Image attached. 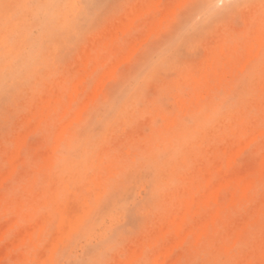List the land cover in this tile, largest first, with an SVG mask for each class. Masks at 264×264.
Segmentation results:
<instances>
[{
    "label": "rangeland",
    "instance_id": "374dc122",
    "mask_svg": "<svg viewBox=\"0 0 264 264\" xmlns=\"http://www.w3.org/2000/svg\"><path fill=\"white\" fill-rule=\"evenodd\" d=\"M42 4L0 0V264H264V0Z\"/></svg>",
    "mask_w": 264,
    "mask_h": 264
},
{
    "label": "bare ground",
    "instance_id": "6f19581e",
    "mask_svg": "<svg viewBox=\"0 0 264 264\" xmlns=\"http://www.w3.org/2000/svg\"><path fill=\"white\" fill-rule=\"evenodd\" d=\"M212 1H214V0H212ZM222 0H220V2H221ZM71 2V1H70ZM157 4V3H156ZM212 5H215V4H213L212 3ZM66 6V5H65ZM178 6H180V5H178ZM261 8V7H260ZM72 10V9H71ZM175 10V9H174ZM136 18H133V21L135 20ZM160 19V18H159ZM146 20V19H145ZM145 22H148L149 23V21H145ZM145 22H142V23H145ZM161 22H162V19H161ZM133 23V22H132ZM132 23H131V25H132ZM124 24V23H123ZM157 24V23H156ZM128 27H129V24H128ZM122 30H123V26H122V28H121ZM120 29V30H121ZM115 35H116V33H115ZM119 35V34H118ZM148 36H150V34L148 35ZM114 38V37H113ZM146 40H147V37L145 38ZM143 43V41L141 42V44ZM129 45V44H128ZM135 46V45H134ZM121 47V46H120ZM124 47V46H123ZM133 48V47H132ZM135 49H136V47H135ZM138 49V48H137ZM128 50H130V49H128ZM135 52H136V50H135ZM134 52V53H135ZM86 53H87V51H86ZM59 55V54H58ZM57 55V56H58ZM125 56V55H124ZM127 57V56H126ZM129 57H131V54H130V56ZM128 57V58H129ZM121 60V59H120ZM81 61H84L85 62V60H81ZM123 61V60H122ZM121 61V62H122ZM126 61V59L124 60V62ZM121 62H119L118 63V60H117V63L120 65L121 64ZM86 63V62H85ZM81 64V63H80ZM87 64V63H86ZM115 64V63H114ZM113 64V65H114ZM118 64H116V65H118ZM79 65V64H78ZM118 65V66H119ZM117 66V67H118ZM108 69H110V68H108ZM113 69V67L110 69V70H108V72L110 73L111 71H113L112 70ZM115 69H116V67H115ZM114 69V70H115ZM243 69V68H242ZM107 70V69H106ZM241 70V69H240ZM71 71H74V70H71ZM105 72H107V71H105ZM114 72H112L111 73V75L113 74ZM106 75H108V73H106ZM105 74L103 75V76H106ZM110 75V74H109ZM102 76V78H105V77H103ZM84 79H82V78H80L81 80H85V77H83ZM101 80V81H100ZM100 83H102V79L100 78ZM79 82V81H78ZM82 83V81H80V84ZM99 82H98V85H102V84H100ZM106 82H104V84H105ZM77 84V86L76 87H78V83H76ZM98 85H95L96 87H98ZM103 86V85H102ZM76 87H75V89H76ZM100 88V87H99ZM78 89V88H77ZM76 89V90H77ZM102 89V88H101ZM100 89V90H101ZM51 90V89H50ZM94 90V89H93ZM52 91V90H51ZM95 91V90H94ZM96 92V91H95ZM49 93V92H48ZM97 93V92H96ZM53 94V93H52ZM98 94V93H97ZM70 95V94H69ZM90 96H91V94H89ZM54 96V95H53ZM72 96V95H71ZM89 97V96H88ZM90 98V97H89ZM57 99V98H56ZM55 100V99H54ZM88 100V99H87ZM48 101H49V99H48ZM86 102V101H85ZM85 104H88V102H86ZM85 107H86V105H85ZM83 109V108H82ZM31 110V109H30ZM34 110V109H33ZM37 110V109H36ZM84 110V109H83ZM82 110V111H83ZM79 116H81V112H80V114H78ZM33 116V115H32ZM63 116V115H62ZM36 118V117H35ZM35 118H33V119H35ZM28 119V118H27ZM32 119V118H31ZM23 120V119H22ZM30 120V119H29ZM71 123H72V121H71ZM64 124H66V123H64ZM69 124V123H68ZM67 125V124H66ZM66 128V127H65ZM60 129V128H59ZM66 130V129H65ZM32 131V130H31ZM26 133L27 132H25V135L23 134V139L26 141L27 140V136L29 135V134H27V136H26ZM61 134H62V132H61ZM19 135V134H18ZM60 135V134H59ZM59 135H57V136H59ZM16 136V135H15ZM20 136V135H19ZM26 138H25V137ZM33 138V137H32ZM31 138V139H32ZM23 139H18V143L16 142V145L17 146H19V147H17L18 148V153L17 154H15V158L14 157H12L13 159L11 160V162L12 161H15V159H18L20 156H21V153H20V150H21V145L19 144V143H21V142H23ZM11 140V139H10ZM21 141V142H20ZM49 141V140H48ZM247 141V140H246ZM52 142V141H51ZM57 143L56 144H58L59 142L58 141H56ZM248 143V142H247ZM244 144V143H243ZM249 144V143H248ZM247 144V145H248ZM36 146V145H35ZM243 146V145H242ZM244 146H245V144H244ZM243 146V147H244ZM16 148V149H17ZM57 148V145H56V147H55V149ZM245 148V147H244ZM244 148L243 149H241L242 151L244 150ZM241 150H239L240 152H241ZM15 151H17V150H15ZM55 150H53V152H54ZM235 151V150H234ZM14 152V151H13ZM16 153V152H15ZM234 154V153H233ZM261 154V153H260ZM239 155H240V153H239ZM10 157V156H9ZM51 157V156H50ZM236 157V156H235ZM234 157V158H235ZM234 158H232L233 160H235ZM231 159V160H232ZM260 159V161H261V158H259ZM258 160V159H257ZM259 161V160H258ZM16 167V165H13V167ZM13 169H15V168H13ZM263 171H264V169H263ZM7 172V171H6ZM6 174V173H5ZM6 175H8V174H6ZM6 175H5V177L4 178H7V177H10L11 175H9V176H7L6 177ZM2 176H4V175H2ZM57 176V175H56ZM228 176V175H227ZM242 177H243V175H242ZM3 178V177H2ZM1 177H0V182L2 183L3 181L2 180H6V179H2ZM73 178H75V176L73 177ZM182 178V177H181ZM2 179V180H1ZM245 181V180H244ZM1 183H0V185H1ZM234 183H231V182H227V181H225L221 186H218L215 190H212L209 194H208V196H207V198H206V200L204 199L203 201H201L202 203H204V204H212V203H214V204H216V205H219L220 204V196H221V193H223L225 190H227V189H229V188H232V187H236V186H239V187H241L242 186V184L241 183H236L235 185H233ZM248 184V183H247ZM247 184H245V188H243V190H247V188H246V185ZM67 186H68V184H66ZM52 187H54V186H52ZM154 187V186H153ZM244 187V186H243ZM237 188V187H236ZM206 189H208V188H206ZM205 189V190H206ZM206 192V191H205ZM202 195V194H201ZM71 197H72V194H71ZM70 197V198H71ZM71 200V199H70ZM195 200L194 199H192L191 200V202L193 203ZM68 205H71V202H69V204ZM67 205V206H68ZM73 208V209H72ZM71 209L73 210V212L75 213V206H73L72 205V207H71ZM76 212H77V210H76ZM74 220V219H73ZM76 220V219H75ZM174 220V219H173ZM74 222V221H73ZM39 223H40V221H39ZM78 224H79V222H78ZM77 224V225H78ZM6 225V224H5ZM5 225L3 226V228L5 227ZM27 229H29V228H27ZM208 229V223H206L203 227H202V232H205L206 230ZM72 231V230H71ZM71 231H70V233H71ZM23 232H24V230H23ZM177 232H179V230L177 231ZM25 233V232H24ZM201 235V234H200ZM186 238H187V235H184V236H182L180 233H179V242L182 244V243H184L185 241H186ZM55 239V238H54ZM15 242V241H14ZM178 242V243H179ZM16 243V242H15ZM9 245V244H8ZM7 245V246H8ZM178 245V244H177ZM49 246V245H48ZM17 247V246H16ZM172 247V248H171ZM169 248H171V250L173 251V246H169L168 247V250L166 251L165 250V252L163 251V260L161 261V260H158V259H155V262H154V264H166V261H167V259L169 258V256H170V249ZM11 251V250H10ZM52 252H53V249H52ZM131 253V252H130ZM53 255V253L51 254V256ZM132 255V254H131ZM159 255H161V253L159 254ZM127 257V256H126ZM158 258V257H157ZM50 259V258H49ZM132 261V260H131ZM130 260H129V262H131ZM127 264V263H126ZM171 264H173V263H171Z\"/></svg>",
    "mask_w": 264,
    "mask_h": 264
},
{
    "label": "clouds",
    "instance_id": "9594fccd",
    "mask_svg": "<svg viewBox=\"0 0 264 264\" xmlns=\"http://www.w3.org/2000/svg\"><path fill=\"white\" fill-rule=\"evenodd\" d=\"M51 2L52 0H45V4H42L41 6L37 8L35 16L38 22L41 21L49 13L54 11V9L49 6L51 5Z\"/></svg>",
    "mask_w": 264,
    "mask_h": 264
}]
</instances>
